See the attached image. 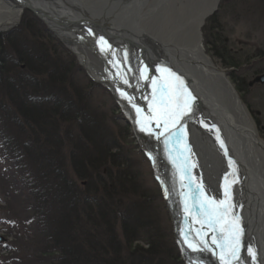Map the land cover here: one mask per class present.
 I'll return each instance as SVG.
<instances>
[{
  "label": "rangeland",
  "instance_id": "obj_1",
  "mask_svg": "<svg viewBox=\"0 0 264 264\" xmlns=\"http://www.w3.org/2000/svg\"><path fill=\"white\" fill-rule=\"evenodd\" d=\"M200 35L264 142V0H216ZM0 37V100L40 113L36 129L19 125L17 110L0 120V139L15 154L0 148V264H56L55 254L40 256L46 230L80 243L94 235L109 264H187L151 159L115 95L30 10ZM13 156L17 169L6 161ZM185 231L200 239L195 227Z\"/></svg>",
  "mask_w": 264,
  "mask_h": 264
},
{
  "label": "bare ground",
  "instance_id": "obj_2",
  "mask_svg": "<svg viewBox=\"0 0 264 264\" xmlns=\"http://www.w3.org/2000/svg\"><path fill=\"white\" fill-rule=\"evenodd\" d=\"M215 1L174 0V8L168 10L160 0H0V29L18 23L22 12L30 10L115 95L151 159L187 264H221L220 249L212 237L222 233H213L206 225L202 228V217L192 211V205L202 199L197 185L203 186L204 195L225 199L226 176L233 205L229 219L239 216L243 229L240 260L233 264H259L247 252L253 245L246 243L245 231L256 238L264 264V142L227 74L203 53L200 26ZM101 37L109 46L104 51ZM145 67L147 81L141 78ZM158 68L178 76L194 98L192 113L181 121L179 139L172 136L167 143L169 132L180 125L159 135L164 130L153 121L148 130L141 131L150 115L151 78L166 75ZM186 227H195L200 239L194 240ZM202 239L207 248L200 243Z\"/></svg>",
  "mask_w": 264,
  "mask_h": 264
},
{
  "label": "snow or ice",
  "instance_id": "obj_3",
  "mask_svg": "<svg viewBox=\"0 0 264 264\" xmlns=\"http://www.w3.org/2000/svg\"><path fill=\"white\" fill-rule=\"evenodd\" d=\"M99 43L101 44V51H104L105 47H109L107 41L102 37ZM157 71L166 75H162L160 78H151L152 96L148 109L150 115L146 118V122L141 124V131L148 130L153 121H155L156 127H162L164 130L159 135H164V132H167L169 128H177L180 125L177 131L169 132V136L165 138V143H167L168 138L172 136L179 139L178 134L183 131L181 121L185 116L192 113L194 98L183 86V81L174 73L166 68H158ZM141 78L145 81L149 80L147 67L141 71ZM123 83L127 85L129 81L125 78L123 79ZM120 94L122 97L128 98L129 102H132V98L127 97L124 91H121ZM133 106L135 107V105ZM136 111L140 113L141 109L137 107ZM221 147H223L222 142ZM229 164L231 166L232 161H229ZM227 180L228 178L226 176L224 188L225 199L217 201L216 199L210 198L204 195L203 186L197 185V191L202 196V199L198 198L192 205V211H195L198 216L202 217L200 220L202 228L206 225L213 233H222V235H213L212 237L213 244L220 249L219 259L221 264H233V261H239L242 247L241 236L243 229L240 227V218L239 216H232L229 219L233 205L231 203L230 188ZM185 211H189L187 206ZM185 241L187 242V237H185ZM200 243L205 248L208 247L206 240L202 239ZM189 247L195 250V245L192 243H189ZM247 252L252 256L253 261H255L254 250L248 248Z\"/></svg>",
  "mask_w": 264,
  "mask_h": 264
},
{
  "label": "trees",
  "instance_id": "obj_4",
  "mask_svg": "<svg viewBox=\"0 0 264 264\" xmlns=\"http://www.w3.org/2000/svg\"><path fill=\"white\" fill-rule=\"evenodd\" d=\"M2 42L3 39H0V46H2ZM23 104L24 103L20 99L14 100L13 98L11 99L8 98L7 100H0V120L1 118H3L4 112L17 110L18 112L16 111L15 117L18 119V121L16 122L19 125L27 123L28 125L36 129L35 127V124H37L36 114L38 115L40 113H37L36 109H33L31 111L28 110L26 106L25 107L23 106ZM20 117H22L25 121L22 122ZM32 133L34 134L35 132ZM24 137L30 139L32 135L27 134ZM0 140L3 141L2 145H0L1 150L3 149L5 154H8V156L11 154L15 155L12 151H9L7 149L6 143L9 141V138L3 137ZM6 161L11 169L18 168L16 166V164H18L19 162L18 157L13 156L10 159H6ZM74 165L76 166V169L79 171L80 168L78 163L74 162ZM42 170L46 171L45 168H43ZM64 185L66 186L64 188L65 190L67 189L68 186L73 187L72 185H66V184ZM36 215L37 216L39 215L38 217L42 215L39 209L36 212ZM64 221L63 220L60 221L58 225L63 224ZM67 223L69 222L67 221ZM43 235L45 239H41L44 242V245L43 246L41 245V248H43V250L41 251L40 256L48 257L47 255L52 256V254H55L54 257L58 258L56 264H109L108 258L103 256L104 254L102 253V252L105 253L106 250H104L101 244H99L100 242L97 241L96 238H94V235H91L93 237H87L86 239L84 238L83 239L84 243L83 241L80 243V239H74L73 237H70L69 234L66 235L65 241L58 240L59 233H57L56 235V232L54 234H51L46 230L43 231ZM178 258L179 257L177 256V259Z\"/></svg>",
  "mask_w": 264,
  "mask_h": 264
}]
</instances>
